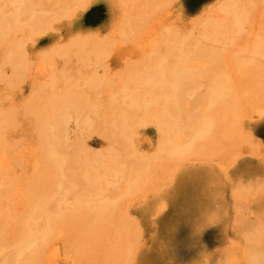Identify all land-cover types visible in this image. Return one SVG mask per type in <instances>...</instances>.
<instances>
[{"label":"bare ground","instance_id":"6f19581e","mask_svg":"<svg viewBox=\"0 0 264 264\" xmlns=\"http://www.w3.org/2000/svg\"><path fill=\"white\" fill-rule=\"evenodd\" d=\"M30 1L28 4L30 9L28 7H25L24 9L27 8L28 10H35V8L30 7L32 5ZM52 1L53 5L54 0ZM72 1L77 4L76 2L78 0H56L54 7L55 9H64L65 11L68 6H71ZM83 1L84 0H81L78 4L83 3ZM261 1L264 3V0ZM23 2L24 1L21 3ZM44 2H46V0ZM222 2L223 4L221 3L222 5L220 9L219 5L216 7L217 10H221L223 8L224 11H222L227 15L223 17L226 18L224 19L225 21L223 20L221 23V19H219V23L218 20H216V23L211 25V22L209 27H212L215 32L219 28L220 30L218 31L221 32V29L223 28L225 32V28L227 30L228 28H236L237 26V28H241L240 26H243V24L245 26L247 22L244 20L248 21L249 13L244 15L245 18L248 17L247 19H236L238 15L239 18L243 17H240V14H236V11L239 10L238 0H223ZM239 2H241V0H239ZM40 3H43L42 0ZM50 3L47 1L46 5L43 3L45 6L43 5L42 7L49 9L52 6ZM47 4L50 6L49 8L46 7ZM75 4H72L74 8H76L75 6H80ZM6 7L8 8L7 0H0V14H3L2 16L0 15V48H3L5 52L4 56L1 57L3 59L0 64V85H5V88L9 91H15L16 88L22 84L23 80H25L23 82L27 81L25 78L28 71L29 55L25 50L26 46L24 45L27 43L23 44V37L20 38V41H12L14 44L12 42H8L9 46H7L9 37L16 32L19 34L23 29L20 28V26L22 23L24 24V21H22L21 25L18 23V21L20 22V19H22L21 12H23V10L20 12L21 7L19 8L18 6L17 9L15 7L17 12L12 11L13 14L16 13L13 16H11L12 12L9 13L10 16L5 15L7 14L4 12L7 9ZM53 8L47 11H51L50 13L52 14L54 10ZM45 9H41L42 12L39 11L40 15L35 14L34 10H32L35 14L33 15L32 13L35 17H33V19L36 21V24L34 25H38V28H40L39 22L37 21L39 20L40 24L42 22V27L44 26L46 30H50L51 26L48 24H52L51 19H49L50 22H47V25L50 27H48L49 29L46 28L47 25H44V23H46V20L48 21V18H52L53 16L51 15L49 17V13L45 11ZM72 9L70 10V8H67L64 12L65 16L68 15L69 11H73ZM76 10H78V8ZM39 12L36 10V13ZM55 12L57 13L58 11H54L53 15H57L54 14ZM59 12L63 13V11ZM73 12H71L72 14L69 13V15L72 16ZM218 12L219 11H217V13ZM28 13L31 14L29 11ZM24 14V16H26L27 13ZM46 14H48V17H46ZM241 14L243 15V13ZM70 16H66L65 18L60 17L59 21L70 18ZM29 17H27L28 19L22 20L27 22ZM55 17H58V15ZM228 17L233 18L232 20H227ZM55 20L57 21V18ZM55 20H53V22ZM32 22L29 25H32L34 32L36 28ZM232 23H237V26H233ZM239 23L241 24L238 25ZM17 26H19V30L21 29L20 31L16 30ZM205 26L208 27V25ZM42 29L36 31H39L38 35L39 33H44V30ZM262 29L264 28H261V31ZM184 31L187 34V31ZM184 31H182V33H185ZM230 31H232V29L228 30V32ZM21 32L23 34L25 31ZM33 32L31 33V36L34 35ZM215 32L213 31V33ZM182 33L179 34L180 36L177 34V37L173 34L169 35L170 37L174 36V38L171 37L170 39L169 37L167 39L169 43L166 40L167 43L170 44L168 45L169 47L167 46V51L172 50L174 57L172 58L169 55L166 56L167 52H164L165 57H163L165 59L163 58L164 60L161 65L158 66L153 73L154 76L150 79L145 77L136 81L131 80L130 78H120L119 85L114 88L111 87V83L113 84V82L110 81V83H108V81L111 80L109 77V80L107 79L108 81H105V72L103 77L105 78L104 80H101L100 78V75H103V73L99 74L98 77L97 72L99 71V68L96 70L97 72L94 73L93 71V73L97 75L98 79L95 75V78L88 79L91 77L89 76L87 79H84V81H86L82 86H78L76 84V80L73 82L71 81L74 77H64L67 75L66 72L64 74L65 70H63V72L60 73H63V78L67 79H64V83L59 82L60 79L55 77L54 79L59 80L58 83L57 81L55 83L57 85H54L55 80L53 82H51V80L49 83L53 85H49V87L45 86V88H42L43 86L36 87L37 82L33 83L35 84V87H33L32 84V90L34 93H32L33 95H31V98L29 97L28 99L25 98L26 100H21L19 102L20 106H14L15 108L12 107V104H9L6 110H2L0 112V154H2L0 156V264H136L138 255L136 246L138 244L135 243V241L137 237H139L138 239L141 238L139 235H141L142 232L138 229V231L141 232L139 233L137 231V228L139 227L133 226V224L137 225V223H134L131 218L129 219V217H127L128 208L130 206L132 207L138 198L144 197L146 192L153 188L156 180L158 182L160 169L165 170L167 164L183 160L182 157L185 159V156L187 159L189 158L190 161H193L192 158L194 159V156L196 158L197 155L195 154H200V151L201 156L198 155V161L202 158L205 160V157H208L207 159L211 161L216 159L215 155L217 152L212 153L210 150H212V147L215 144L217 145L218 141L216 142L215 140L219 139L231 141V143L232 141L234 143V141L241 139L240 144H242L241 146L243 148H240L243 150L247 148L246 154L249 152L248 148L249 150H253L254 147H251L252 145L255 146L254 144L257 141L256 138L251 135L250 137L256 141H252L254 144L250 142L249 143L251 145L249 143L247 144L246 132H244L246 136L242 135V131L244 130L242 127H238V125H240L239 119H245L246 117L251 118V115L246 116L251 110V103L254 106L255 103L253 102H259L261 105L264 104V74L262 75L263 77H261L260 81L257 80L259 82H255L261 90V94L259 95L260 91H255V94L258 93V96H255L253 90H250L249 88L250 93L253 92L254 95L251 94L253 95L251 96L250 93H248L247 95H250L251 97L247 98L244 94L238 95L234 92L236 91V87L239 85L240 80L235 81L237 78L233 79L232 77L231 79L228 78L230 76H224L227 73H224L223 75V73L217 72L219 76L216 79L211 77V80L213 79L214 81L212 80L213 82L211 83L208 81L210 85L206 91L202 93L203 89L200 94L196 95L197 97L193 99V102L191 100V103L193 104V108H191L190 99L193 95L187 96L188 93L184 88L187 84L195 87V85H192L195 82L192 81L190 77L194 73L191 72L192 74H190V71L185 69L184 58L186 59L188 56V54L186 56L187 51L189 52V50L191 51L195 49L188 48L185 53L183 52L185 48L182 43H184V41L187 43L189 38L187 40L184 39L183 41L181 35L184 36L186 34L183 35ZM15 35L13 36V39ZM36 35L37 34L35 33V36ZM197 36L198 34L196 35V44L198 43V45L205 52L208 49L210 50L211 48H214L212 47L214 45L217 47L219 42H221V40L219 42L216 41V44L214 42L215 40L211 41L213 42V45L210 43L211 48H208L207 44H202L205 42H201V44L199 43L200 40H197ZM206 36L207 35L203 37L206 38ZM212 36L213 35L211 34V40ZM215 36L217 38V34ZM208 37L209 35L206 39L209 40L210 38ZM201 38L199 37V39ZM205 38H202V40H205ZM82 41L80 40L76 42L79 44H76L73 41L71 45L73 46V43L75 44L73 47L70 45V47L74 48L79 46L84 49L85 46L87 47V40H85V42L83 41L85 45ZM222 42L228 43L224 40ZM88 43H90V40ZM255 43H257V41ZM255 43L251 44L256 45ZM94 45H96V43ZM190 45L192 44L190 43ZM198 45L196 47L194 46V48H197ZM223 45L225 44H222V46ZM230 45L231 44L228 43L227 47H230ZM261 45L263 46V44ZM99 46H101V44ZM99 46H94V48H99ZM204 46H207L205 47L206 49L203 48ZM248 46L249 45L247 44L244 46L246 48L242 47L243 50H245L244 52H247L246 49ZM250 46L249 48H251ZM256 46L258 48L259 44ZM63 47L65 51H62ZM63 47H58L61 49L57 51L56 54L59 58H62L61 53L63 52V57L65 53H70L68 51L70 47L67 48L68 50H66V45ZM102 47L105 48L103 45L101 48ZM200 47H198V49ZM220 47L218 46V49ZM221 48L223 49L225 46ZM257 48L256 52L254 50L253 53L258 54ZM218 49H212L214 55H208L210 59H213L210 61H214L215 64L217 63L221 65V67L225 63L227 69H234L233 71L236 73V76H242L244 74V76H247L246 74L248 72V74L254 73V71H252L254 67L258 70L260 65L264 66V61L260 64L263 60H261L260 57L261 61L259 60L260 62L256 63L258 60H255L254 62L252 56V59L250 60H247L248 58L245 57V55H243L245 60H243L242 57H236V54H233L234 51L232 52V57L230 56L232 59H229L230 57L228 56L230 54L228 53V59L224 60L226 58V56L222 53L224 49ZM227 49L228 48L224 50V53L228 52ZM252 49H250L251 52ZM77 50L79 51V49ZM53 51L50 55H53ZM101 51L99 54V51L96 52L94 49V51L90 50V54H87L89 56L95 52L94 54L96 59L97 57H101ZM103 52L104 54H107L106 50ZM193 52L191 51L190 54ZM241 52L250 57L249 51L247 52L248 54L243 51ZM77 53L81 54V52ZM77 53L73 54V56L75 55L78 57ZM196 53L197 52L193 53L194 58H196L197 61H203V55L200 56V58L203 57V59L198 60L199 58L196 57L198 53L195 55ZM262 53H264V49L261 54ZM70 54H68L67 58ZM106 54L104 55L105 57ZM207 54L204 55L205 58L207 57ZM103 55L102 57H104ZM193 55L190 56L192 57ZM234 55L235 58L233 59ZM46 56L50 60V57H48L49 55H45V57ZM256 56L258 57L259 55ZM32 57L39 62L44 58L35 55ZM54 57L55 56H51L53 59ZM257 57L256 59H258ZM194 58L193 61L195 60ZM69 59L71 60V57H69ZM84 59H89V57ZM176 59L181 62L179 65L175 63ZM90 60L85 61L89 64ZM170 60L172 62H170ZM44 61H46V59H44ZM50 61H52V59ZM77 61L76 63L79 64L80 62ZM83 61L81 60L82 63ZM47 62L49 61L47 60ZM211 62L208 61V63ZM94 64H96V62ZM205 64L207 65V63ZM215 64L212 66H215ZM83 65H86V63ZM189 66L190 65H188V67ZM209 66L210 68L212 67L210 64ZM101 68L103 67L101 66ZM197 68L196 72H199V69H202V71L205 70L204 65L202 68ZM210 68L207 67V69ZM219 68L215 69L219 70ZM222 70L220 68V71ZM70 71H68L67 74L70 73ZM6 72L10 73L9 76L6 75ZM206 72L207 71H205V73ZM258 72L261 73L259 70ZM55 74L56 73L54 72V76ZM256 74L253 75L256 76ZM203 75L204 74H202V76ZM213 75H215V77L217 76V74ZM250 75L248 78L251 80ZM94 76L92 74V77ZM202 76L200 73V77ZM206 76L208 77V74ZM206 76L205 79L207 78ZM187 78H189L188 82H190V84L185 81ZM51 79H53V77ZM99 79L101 81H99ZM244 80L245 78L243 81ZM191 81L193 83H191ZM234 82H237V84ZM59 83L63 84L62 87H59ZM199 83H197L198 86H200V84L203 86V83ZM253 83L254 82H252V85ZM78 84H80V81H78ZM126 84H132V89L134 91L130 93L122 91L123 89H127L125 86ZM244 85H240L241 88L242 86L244 88ZM252 85H250L251 88ZM198 86L197 89L199 88ZM194 87L189 89V94L192 92L195 93V91H193ZM60 89H64V92L60 94L54 92V90L61 91ZM52 90L53 92H50ZM242 90L243 89H241V93ZM47 91L51 94L47 95V93H49ZM239 91L240 88L237 92L239 93ZM1 93L2 92H0V94ZM188 97L191 98L188 99ZM8 99L6 98L5 100ZM148 128H153L156 132L157 139L154 146H151L152 142L144 136L146 134V129ZM184 128H186L189 132V139L188 136L186 138L187 131L184 132ZM236 129H240L238 133L236 132ZM15 132H20L22 134L19 141L10 140L11 134ZM182 135L189 140L186 141L183 137L184 143L185 141L186 143L188 142L185 146L184 144L182 146V143L180 144V142H183ZM242 139L244 142H242ZM200 141L211 142V144L215 141L212 147L208 146L209 148L211 147L210 150L206 148V151H204L205 153L209 151V153L215 155L212 156L211 154H208V156H206L207 153H202V150H204L203 147H205V144L207 143H203V146L200 147ZM248 141H251V139H248ZM90 142L99 144L100 150L96 149L97 151H93L94 148L91 150L89 147ZM142 142L148 144L151 149L142 150L140 147ZM196 143L199 144V148L197 147L198 145L195 146ZM243 143L246 144L243 145ZM237 145L232 144V148L235 146L238 148L239 146ZM246 145L249 146L246 147ZM257 145L258 143H256L255 149H257ZM193 147H197L198 150ZM191 148L192 150L196 149L195 151L197 152H193V154L190 152V155H193V157H187V152H189ZM240 148L234 149L235 153L241 151L238 155H242V150H240ZM217 149H220L218 148V145ZM255 149L253 150L254 152ZM261 149L262 148H260V150ZM260 150H258V152H260L258 153L259 156L261 154ZM219 151L220 155L217 158L218 163L220 160H224L223 158L225 156L224 155L223 158L221 157V151H224V149ZM253 151L251 152L253 153ZM225 153H227L226 150L224 151V154ZM203 154L205 156H202ZM236 154L232 153L230 156L235 158L237 156ZM209 155L213 159L210 158ZM240 156H238V158ZM220 157L221 159L219 160ZM226 158L225 160L228 159L227 163L222 162L226 163V166L228 163L232 164L234 159L229 157L227 159ZM238 158L236 157L235 160L237 161ZM229 159H232L231 162H229ZM196 161L197 160H195V162ZM213 162L217 163V161ZM222 167H225V165ZM224 169L227 170V168ZM157 190H159L158 187ZM246 195L247 194L243 191L236 192L235 199H238V203H240V201L244 200L243 197ZM154 200L155 201H152L151 204L155 202V205L157 206L160 202V196H155ZM69 201L72 202V207L64 205L65 202ZM164 207L165 205H162L160 207L161 210H163ZM126 217L128 219H126ZM222 228L226 233V224H223ZM233 229L237 234V240H231L230 236L228 237L225 235L224 249L220 252L219 258L216 259V264H264V222L260 223L246 233H242L240 231V225H238V223L233 225ZM137 242L139 243V240Z\"/></svg>","mask_w":264,"mask_h":264},{"label":"rangeland","instance_id":"374dc122","mask_svg":"<svg viewBox=\"0 0 264 264\" xmlns=\"http://www.w3.org/2000/svg\"><path fill=\"white\" fill-rule=\"evenodd\" d=\"M3 1H6V0H3ZM22 1L25 2L26 0H7L8 8L6 7L7 9L6 11H4L7 14L5 13L4 14L9 15V13H11L12 11L17 12L16 10L17 7L19 6L20 8L23 5L20 9V12L21 10H23V12H21V16H22L21 18L28 19L27 17L30 16L27 22L22 19H20V22L18 21L20 25L22 21H24V24L22 23L23 26L22 25L20 26L17 23L20 26V28L24 29V30L20 29L21 31H25L23 32L24 35L19 30L18 28L19 26H17L16 30L20 31V33L17 34L18 32H16L15 34L17 35L12 34V36L9 37L7 41V46H9L8 42L20 41L21 40L20 38L23 37L24 38V39L22 38L23 44L27 43L24 45L26 46L25 50L27 54L29 55L28 56V71L26 73L27 75L25 78L27 79V81L23 82L25 81L23 80L22 84L19 85L15 91H9L8 89L5 88L6 87L5 85H2V84L0 85V92H2L0 94V112L2 110H6L9 104H12L13 106L12 105L11 106L15 108L17 106H20L19 102L21 100H26L29 97L31 98V95H33L32 93H34L32 88L35 87V84L33 83L37 82L36 87L43 86L42 88H45V86L49 87V85L50 86L53 85L49 83L51 80H52L51 82L55 80L54 85H57L55 83L56 81L58 83L59 80L54 79V77L57 79H60L59 82H63L67 80L65 79L66 77L68 78V76L69 77L72 76L74 78L71 79L72 78L71 77L70 78L71 81L73 82L76 80L77 82L76 84L78 86H82L86 81V80L84 81V79H87L89 76L91 77H89L88 79L95 78V76L97 77V75L94 73L97 72L96 70L100 68L99 71L97 72L98 77H99V74L103 73V75H100L101 76L100 78L101 80L102 79L104 80L105 78L103 77H104V72H105V77H106L105 81L107 82L109 79H111L108 81V83H110V81L113 82V84L111 83V87H114V88L119 85L120 78L121 79L130 78L131 80H136V81H139L140 79H143L145 77L146 78L148 77L150 79L154 76L153 73L158 68V66L161 65L162 61L165 59L164 52H167L166 56L169 55L172 58L174 57L172 50L167 51L169 47L168 45H170L168 44L169 41L167 40L170 37L169 35L173 34L177 37V34L178 35L181 34L182 31L184 30L187 31V34L184 31L185 33H182V34L183 35L186 34V35L184 36L181 35V37L183 38V41L184 39L187 40L189 38L188 39L189 42L187 40V43H185V41L184 43H182L183 47L185 48L184 49L183 47H181L185 50V51L183 50V52L185 53L188 48L189 49L193 48L195 49V50H191L192 52L194 51L193 53L195 52L198 53L199 50L202 52L201 53L199 51L200 53V55L198 53L199 56L197 55V53L195 54L197 55L196 57L199 58L198 60L203 59L204 57L203 61H197L196 58H194L193 53L190 54L191 51L189 50V52L187 51L186 53V56L188 54L189 58L188 56L186 57V59L184 58V62L186 63V64L184 63L185 69L189 70L190 74L194 73L190 77H191V80L195 82L192 85H195L196 87L195 89L194 86L187 84V86H185L184 88L186 92L188 93L187 96L193 95L192 98L190 97L191 99L188 97V99H190V103H191V100L192 102L194 101L193 99H195L197 97L196 95L200 94V92L203 89L204 90L202 91V93L206 91L210 83L214 81L213 79H212L213 81L211 80V77L212 78L214 77V79H216L219 76L218 73L220 72L223 73V75L224 73H227L224 76L226 77L230 76L228 78H231V79L232 77L233 79L240 78L238 80L237 79L235 80V81L240 80V82H242V83L239 82L238 86L236 85L238 88L236 87V91H234L235 94L236 93L238 95L244 94V96L246 95L245 97L247 98L248 97L250 98L251 96H253L255 94V91H260L259 95L261 94V90L258 88V85L256 84L257 82L261 80V77H263L262 75L264 74L263 73L264 66L260 65L264 61V53H262L263 57L261 54V52L264 49L263 48L264 29H262L261 31V28H264L262 27L264 26V22H263L264 17H261V16H264V3L261 0L260 1L259 0H241V2H239L238 0L239 10L236 11L237 12L236 14H240V17L243 16L242 17L243 19L239 18V15L236 19L244 20L245 18L244 15L248 13H249L248 15L249 18L247 17L248 21L244 20L247 22L245 26L243 24L244 28L243 26H240L241 28H237L238 27L236 25L237 23L236 24L232 23L233 26L235 25L237 27L236 28L231 27L232 31L230 32H228V30H231L229 28L227 30L225 28V32L223 28H222L223 30L221 29V32L218 31L220 30V28L217 29L215 32V30H213L212 27H209V24H211V22H212L211 25H213V23H216V20H218V22L220 23L219 19H221V23H222L223 20L226 19V18H223L227 16L225 12H223L224 11L223 8L219 10L221 8V5L223 4L222 2L223 0H84L83 3H81L82 5L78 4L79 2H81V0L80 1L78 0L79 2L75 0L77 1L76 2L77 4H75L74 1H72V4L80 5V6L79 7L75 6L76 8H74L72 4L71 6H68L67 8L68 9L70 8V10L73 8L72 10L75 12V14L73 11L68 10L70 14H72L71 12H73V15L70 16L67 11L68 15L66 16L67 17L70 16V18H67V19H62L66 17L64 12L67 10V8L65 7L66 8L65 11L63 8H62L63 10L55 9L54 6H55L56 0H54L53 5H52L53 3L52 0L51 1L46 0V2L47 1L49 3L51 2L50 3V5H52L51 7L48 4L46 6L47 8L50 7L49 9H45V7H42L44 4L46 5V2H44L45 0L44 1L42 0L44 4L40 3L41 0H31V1L29 0L30 3L32 4L30 7L35 8V10L32 9L34 10L35 14L40 15V12H42L43 9H45V11L47 10L49 11L53 7H54L53 12L63 11V13H60V12L54 13V14H57L58 17H55L57 15H53V12L51 14L50 13L51 11L50 12L47 11L49 13V17L52 15L53 19L48 18V21L46 20L45 21L46 23L44 22L43 23L44 25L45 24L47 25L48 24L47 22H50L49 19H51L52 24L51 25L50 23L48 24L49 26H51L50 30H46L44 26L43 28L41 26L42 22L40 24L39 20L37 21L39 22L40 28H38V25L37 26L34 25L36 24L35 19H33L34 17L33 15L35 14L32 12V10H28L27 8L24 9L25 7L29 6L28 5L29 1L27 0L25 2L26 4L24 2L21 3ZM217 5H219L218 10H217V7H218ZM77 8L78 10H76ZM36 10L37 12L39 11L40 12L36 13ZM28 11L31 12V14L28 13ZM217 11H219L221 14L219 12L217 13ZM24 13H27L26 16H24L25 15ZM241 13H243V15ZM14 14L12 12L11 16H13ZM0 15L2 16L3 14H0ZM47 15L48 14H46V17H48ZM60 15L65 16V17H62ZM60 17H62L61 21H59ZM30 18H32L33 22L34 21L35 22L33 23L32 19ZM56 18H57V21H59L58 23H56L57 22L55 20ZM232 18L233 17H230V18L228 17L227 20L228 19L232 20ZM53 20L56 21V22L54 21L55 22L54 25H53L54 23ZM31 22L36 28L34 32H33L34 28L32 29V25H29ZM240 24L241 23H239L238 25ZM48 25L46 28L49 27ZM205 25H208V27ZM39 29L44 30V33H41V34L39 33L38 35L39 31L38 32L36 31ZM213 31L217 34L218 39L216 38L215 36L216 34L213 33ZM217 31L219 32L220 36L218 35ZM32 32L34 34L33 36H31ZM35 33L37 34L36 36H35ZM197 34H198L197 40H200L199 43L201 44V42H205L202 44L203 45L207 44L208 48H211V44L213 45V42L211 41L215 40L214 42L217 44V42L221 40V42H219V44L221 45L218 44V46L219 47L225 46V48H223L224 50L228 48L227 49L228 52L226 53H224V50L221 47L219 48L223 50L222 53L226 56L224 60H227L228 59L227 54L229 53L230 55L228 54L229 55L228 57H230L233 51H234L233 54H236V57L237 56L242 57L243 60H245L243 55H245V57L248 58V59L246 58L247 60H250L252 58L254 62L255 60H258L256 63H259L263 59L260 62L259 64L260 66L258 69L259 71H261V73H259L257 68L254 67L252 70L254 71V73L252 74L250 73L251 75L248 74L249 73L248 72L246 74L247 76H244L245 75L244 74L242 76L237 75L238 76L237 77L235 75L236 73L233 71L234 69L233 70L230 68L227 69L225 66V63L222 67L221 65L217 63L215 64L214 61H212L214 62L212 63L210 60H213V59H210L209 56L214 55V52L212 51V49L214 48L218 49V46L216 45L217 47H215L214 45L212 46L214 48H211L210 50L207 48L208 49L207 50L208 54H207V51L205 52L198 45V43L196 44ZM211 34L213 35L212 40L210 38ZM14 35L15 37L13 39ZM205 35L207 36L209 35L208 38H210L209 39L210 41L206 39L207 36L206 38L203 37ZM199 37L200 38L202 37L203 39L205 38V40H202V38L199 39ZM26 38H29V39H26ZM172 38H174V36ZM75 39L78 41L83 40L84 42L85 40H87L86 42L87 47L85 46L84 48L83 46L84 49L80 48L79 46H78L79 48L77 46L72 48L74 44L78 42ZM89 40H90V43H88ZM166 40L168 41V43ZM223 40L231 44L230 45L231 48L229 46L227 47L228 43L222 42ZM73 41L75 43H73V46H72L71 43ZM83 41L82 43L84 44ZM206 41H208L209 43ZM256 41L257 43H255ZM250 42L255 43L256 45L259 44V47L261 49L259 47L257 48L256 45H252ZM95 43L96 45H94ZM190 43L192 45H190ZM249 43L251 44V46ZM76 44H79V43H76ZM100 44L101 46L103 45L105 48L103 47L101 48V46H99ZM222 44H225V45L222 46ZM247 44L251 47L249 48L248 46L249 49L248 48L246 49L247 52L249 51L250 57L248 55L246 56V54H243L241 52V51L243 52L245 51L243 50V48H246L244 46H246ZM261 44H263V46ZM65 45L67 46L66 50H68L67 48H69L70 45L72 46L68 50L72 54L67 52L64 55V57L66 58H64L63 57L64 52H63L61 53L62 58H59L58 55H56L57 51L61 50L59 49L60 46L62 48ZM197 45L198 47H200L199 49L198 47L194 48V46L196 47ZM94 46L96 47L99 46V48H94ZM187 46H191V47H187ZM207 46H204L203 48ZM256 48L260 50V51L257 50L258 54L253 53L254 50L256 52ZM77 49H79V51ZM94 49L96 52L99 51L98 52L99 54L102 49H105L107 51V54L105 53L106 57L104 56L105 54L103 52L105 50L101 51L102 55L104 54L103 56L105 57V59L104 57H102V55H100L101 57L99 56L100 58L97 57L95 59L96 57L94 54L95 52H93L91 55L88 56V54H90L89 53L90 50L94 51ZM250 49H252V52ZM63 50H64V47L62 51ZM52 51H53V55L52 54L50 55ZM77 52H81V54ZM247 52H244V53H247ZM4 53H5L4 49L0 48V59H1L0 64L3 59L1 57L4 56ZM76 53L78 57H76L75 55L73 56V54H76ZM204 53L207 54L206 58L204 56L205 55ZM43 54L49 55L48 57H50V60L52 59V61H50L49 58H47V56L45 57V55ZM68 54H70L69 57H71L72 61L69 59V57L67 58ZM82 54H86L87 56L82 55ZM255 54L259 56L257 57ZM34 55L42 57V58L44 57V58L43 60L39 62L32 57ZM81 55L83 56V59L89 57V59H84V61L90 60L91 58L90 60L91 63L89 62L88 64V62L85 61L86 65H83L85 63ZM190 55H193V56L191 57ZM202 55L203 57L200 58V56ZM51 56L52 57L55 56L54 59L51 58ZM231 57L229 59H232ZM256 57L258 59H256ZM259 57L261 58V60ZM193 58L195 59L194 61H193ZM234 58H235V55L233 59ZM44 59H46V61H44ZM47 60L49 62H47ZM77 60L80 62L79 64L76 63ZM81 60L83 61V63L81 62ZM185 60H189V61H185ZM207 60L211 63H208ZM204 61L205 63H207V65L204 63ZM95 62L96 64H94ZM170 62L172 61L170 60ZM175 63L179 65L181 62L177 61L176 59ZM209 64L211 66L215 64V66H212L210 68ZM94 65L96 68L94 67ZM188 65H190L191 67L190 66L188 67ZM203 65H204L205 70L202 71V69H199V72L198 71L196 72V70L198 69L197 67L202 68ZM85 66L87 67V69ZM101 66L103 68H101ZM207 67L210 69H207ZM219 67L221 68V70L223 69L222 71L224 72L220 71ZM215 68H219V70ZM262 68H263V71H262ZM63 70H65L64 74L66 72L67 76H64L63 73H62L63 75L60 73V72H63ZM68 71H70V73L67 74ZM205 71L207 72L205 73ZM54 72L56 73L55 76H54ZM200 73H201V76L202 74L204 75L200 77ZM9 74H10L9 72H6L7 76H9ZM92 74L93 76L94 75L95 76L92 77ZM207 74H208V77L206 76ZM213 74H217V76L215 77V75ZM253 74H256V76H254ZM249 75L251 77V80L250 78H248ZM63 76L65 78H63ZM205 76L207 77L206 79H205ZM52 77L53 79H51ZM241 77L243 79L245 78V80L243 81ZM188 79L189 78H187L185 81L188 82L189 81ZM201 79H204V80H201ZM101 80L99 79V81ZM78 81H80V84H78ZM192 81L191 83H193ZM250 81L254 83L256 81L257 82L255 83V85L254 83L252 85V82ZM199 82L203 83V86H201ZM188 83L190 84V82ZM197 83H199L200 86H198ZM234 83L237 84V82H234ZM32 84H33V87H32ZM244 84H247V85H244ZM58 85L59 87H62L63 84L59 83ZM196 85L199 87L198 89ZM240 85H244V88L243 86L241 88ZM250 85H252V88ZM125 86L127 89H123L122 91L129 92V93L134 91L132 89L133 87L132 84H126ZM192 87H194L193 91H195V93L197 92L196 94L192 91H191L192 93L189 94L190 93L189 89L190 88L192 89ZM239 88H240V91L238 93L237 91L239 90ZM249 88L250 90H253L254 94L252 91H251L252 93H250ZM241 89H243L242 93H241ZM60 90L61 91L54 90V92L58 94L64 92V89H60ZM50 92H53V90ZM50 92L47 93V95L51 94ZM9 93L12 95H10ZM248 93H250V95L251 94L253 95L251 96L247 95ZM43 94H46V93H43ZM255 96H258V93L255 94ZM6 98L7 99L9 98V99L5 100ZM188 99H187V102H188ZM253 103H255V106L252 105L251 103V106H252L251 110L246 115V116L251 115V118L246 117L245 119L241 118L243 120L239 119L240 125H238V127L240 126L244 130L242 131L243 133L240 132L242 133V135H245L244 132H246V135H247L246 143L247 144L249 142L252 143V141L254 140L252 139V137L256 138L257 141L254 140V142L256 141V143H258L257 149L260 150V148H262L260 150L261 151L260 156L258 155V153L260 152H258V150L255 149L256 143L255 144L252 143L255 146L252 145L251 147V148L254 147L253 150L255 149V152L253 150H249L248 148V151L250 152V154L249 152L246 154L247 148L244 149L245 151L242 149L243 148L241 146L242 144H240L241 139L234 141V143L233 141L231 143V141H227L223 139L215 140L216 142L220 141L223 144L222 145L220 142L218 144L217 142L218 148H220L219 150L224 149V151L226 150L228 153V154L227 153L224 154V151H221L222 158L224 155L225 156L227 155L229 158H232L230 155H232V153L234 154L237 153V152L236 153L234 152V149L235 148L238 149L242 147L240 148V150H242V155L241 154L238 155V153H240L241 151H239L236 154L237 158L238 156L241 155L237 159V161L235 160L236 157L234 156L235 158H232L234 159L233 160L234 162L232 161L233 165L228 163L226 166V163L228 160L227 156H226L227 158L224 156L223 158L224 160H222L223 162H226V163H223L220 160L221 157L219 158L220 162L218 163L217 158L220 155V151L217 149L216 144H215L216 146L215 145L213 146L215 141L212 144L211 142H205V141L201 142L200 141L202 143L201 144L199 142L200 147L203 146V143H207L205 144V147H203L204 150H202V153L206 151V148L210 150V148L213 146L214 148L212 147V150H210V152L211 151L212 153L217 152L216 155L215 154L212 155L211 153H209V151H207L206 156H208V154H211L212 156L215 155L216 159H213L209 155L210 158L213 159L212 161L208 160L207 159L208 157L207 158L205 157V160L204 158H202L200 159V161H198L199 160L198 155L201 154V151H200V154L194 153L195 155H197L196 157L197 159L194 156V159L192 158L193 161H190V159L189 158L187 159L185 156V159L182 157L183 160H179L180 162L177 161L171 164H167L165 170L160 169L159 174H158L159 176L158 182L156 180V183L153 186V188L149 190L148 192H146V195L144 197L142 198L137 197L138 199L135 201L133 206L132 207L130 206L131 207V208L129 207L130 209L128 208V212H127L128 214L126 213L127 217H129V219L131 218L134 223H137V225L133 223L132 224L133 226L139 227L137 228V231L139 229L142 232L141 233L140 231H138L139 233H141V235H139L141 236V238L138 239L139 237H137L135 241V243L138 244V245L136 244L137 254H138L136 264H216V259L219 258L220 252L224 249L225 235H227L228 237L230 236L231 240H234V241L237 240V234L235 233L233 229V225L235 223H238V225H240V231L242 233H246L249 230H252L257 225H259L260 223L264 222V152H263L264 151V106L263 105L264 104L261 105V103L259 102H253ZM192 105L193 104L191 103L190 107ZM191 108H193V106ZM183 130H185L184 132L187 131L186 128H184ZM237 130L238 129H236V132L238 133L239 130L238 131ZM251 135L252 137H250ZM144 136L147 137L152 142L151 146H154L156 144L157 136L153 128L146 129V134ZM187 136L189 139L190 135L188 131L186 132V138ZM20 137H22V134L20 132H15L11 134L10 140L19 141ZM183 137L185 138V136L182 135V141H183ZM186 138L184 140L189 141ZM248 139L249 140L251 139V141H248ZM186 141L185 143L184 141L180 142V144L182 143L181 145L183 146L184 144L185 146L188 143V142L186 143ZM242 142H244V140ZM246 143H243V145ZM232 144H235V145L238 144L237 146L239 147L237 148L235 146L234 148H232ZM196 145H198L197 147L199 148V144L196 143L195 146ZM208 146H211V147L209 148ZM248 146L246 145V147ZM89 147L91 148V150L94 148L93 151H97L96 149L100 150L99 144L95 142H90ZM140 147L142 150L151 149L150 146L148 144H145L144 142L140 144ZM197 147H193V148H197ZM195 150L196 149L192 150L191 148V150L187 152L188 153L187 157L189 156L193 157V155H190L191 154L190 152H192L193 154V152H197ZM213 150H216V151H213ZM251 151H253V153ZM206 153L204 152V154ZM204 154L202 156H205ZM253 154H256V155H253ZM1 155L2 154H0V156ZM225 158L227 160H225ZM232 159H229V162H231ZM185 160H188V161H185ZM195 160L197 161L195 162ZM213 161L215 162L217 161V163H214ZM224 165L225 167H222ZM224 168H227L228 171ZM157 187L159 190H157ZM239 191H243L244 193L247 194L245 197H243L244 200L240 201V203H238L239 202L238 199H235V193ZM155 196H160V202L157 204V206L155 205V202L151 204L152 201H155L154 200ZM64 205H66L67 207H72V202L71 201L65 202ZM162 205L163 206L165 205L164 209L162 208L163 210H161L160 208ZM127 217L126 219H128ZM223 224H226L227 226V232H226L227 234L222 228ZM138 240H139V243L137 242Z\"/></svg>","mask_w":264,"mask_h":264}]
</instances>
